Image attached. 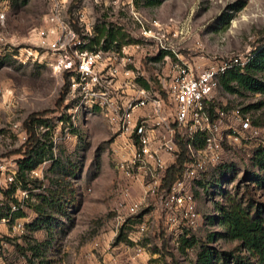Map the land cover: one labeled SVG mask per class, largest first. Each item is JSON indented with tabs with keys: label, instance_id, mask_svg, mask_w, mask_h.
Listing matches in <instances>:
<instances>
[{
	"label": "rangeland",
	"instance_id": "obj_1",
	"mask_svg": "<svg viewBox=\"0 0 264 264\" xmlns=\"http://www.w3.org/2000/svg\"><path fill=\"white\" fill-rule=\"evenodd\" d=\"M57 2L72 21L85 15L96 29L87 36L90 46L114 44L117 60L153 92H162L172 63L252 57L264 44V0H0V264H190L204 245L236 249L241 241L221 234L218 217L231 201L253 214L263 207L264 93L218 86L214 105L240 108L261 133L241 141L225 136L221 160L189 181L200 213L196 226H171L159 195L147 196L138 213L119 223L125 179L116 169V135L99 108L80 126L65 127L67 77L35 44V28ZM249 62L232 68L245 71ZM45 109L35 121L44 160L22 177L24 151L15 150L28 138L24 120ZM133 192L141 196L140 185ZM19 202L23 216L14 217Z\"/></svg>",
	"mask_w": 264,
	"mask_h": 264
},
{
	"label": "built area",
	"instance_id": "obj_2",
	"mask_svg": "<svg viewBox=\"0 0 264 264\" xmlns=\"http://www.w3.org/2000/svg\"><path fill=\"white\" fill-rule=\"evenodd\" d=\"M95 32L85 15L68 19L61 2L34 31L35 44L51 52L52 66L67 77L61 113L67 117L65 127L80 126L87 115L99 108L113 129L116 169L125 179L116 208L119 223L138 213L147 196L159 195L171 226L178 227L183 221L196 226L200 213L194 193L188 188L189 181L221 160L225 136L241 141L261 133L260 126L240 108L230 112L214 105L222 75L232 67L245 66L253 56L236 55L207 65L172 63L162 78L159 93L143 85V77L127 68L125 61L117 60L114 44L91 47L87 36ZM4 38L0 35V42ZM60 122L64 123V118ZM178 136L189 158L180 176L166 184L167 170L180 154ZM9 179L13 182L14 175ZM136 184L141 187V196L133 192ZM20 208V202L13 204V211ZM17 226L21 227L22 222L18 221Z\"/></svg>",
	"mask_w": 264,
	"mask_h": 264
},
{
	"label": "trees",
	"instance_id": "obj_3",
	"mask_svg": "<svg viewBox=\"0 0 264 264\" xmlns=\"http://www.w3.org/2000/svg\"><path fill=\"white\" fill-rule=\"evenodd\" d=\"M163 0H146L148 5H156ZM230 18V17H228ZM100 40V37H99ZM245 71L240 68H231L224 73L220 79V84L225 88L234 90L236 86H242L252 91L264 93V77H258L257 73L264 72V44L255 51ZM143 85L149 87L148 81L141 79ZM62 96L59 103L63 102ZM48 109L43 111H33L24 120V126L28 133L27 140L22 147L15 152H23L24 158L20 160L19 175L25 177L26 170H32L43 160V154L38 150L41 137L36 125V119L43 118ZM180 154L175 163L167 170L165 176L166 184L175 181L181 174L184 162L189 158L188 149L182 138L178 136ZM24 146V147H23ZM52 147V146H51ZM25 148V149H24ZM54 160L56 158L54 157ZM36 210L41 211L40 205ZM264 204L253 214L242 203L231 201L228 205L221 206V212L218 221L223 225L222 235L231 239H239L240 245L233 250H221L215 246L204 245L197 254V259L190 264H264ZM23 216L22 208L14 211V217ZM215 233H212V238ZM119 235L118 240L121 239ZM183 241L191 245L194 240L183 238ZM35 264L34 261H31Z\"/></svg>",
	"mask_w": 264,
	"mask_h": 264
}]
</instances>
